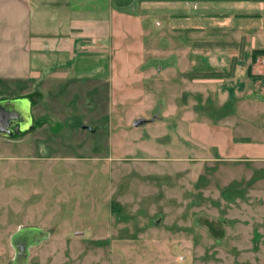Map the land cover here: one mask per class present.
I'll use <instances>...</instances> for the list:
<instances>
[{"label": "rangeland", "instance_id": "374dc122", "mask_svg": "<svg viewBox=\"0 0 264 264\" xmlns=\"http://www.w3.org/2000/svg\"><path fill=\"white\" fill-rule=\"evenodd\" d=\"M212 48L201 45L194 60L224 57L223 46ZM167 84L176 95L182 83ZM162 90L155 112L167 98ZM18 97L15 83L0 84V99ZM107 101L78 115L43 101L30 129L0 135V264H11L10 237L23 226L49 232L28 264H264L261 162L224 158L241 148L227 153L219 143L229 115L199 112L178 124L149 104ZM138 116L169 121L134 126ZM243 116L255 119L232 115L238 135Z\"/></svg>", "mask_w": 264, "mask_h": 264}, {"label": "crops", "instance_id": "0c3cea01", "mask_svg": "<svg viewBox=\"0 0 264 264\" xmlns=\"http://www.w3.org/2000/svg\"><path fill=\"white\" fill-rule=\"evenodd\" d=\"M205 44L214 52L223 46L224 57L194 60ZM185 49L191 61H182ZM263 61L264 0H0V84L15 83L19 97L35 98L32 123L35 107L38 116L45 113L43 101L78 115L92 102L102 107L106 95L118 107L149 104L156 115L176 114L170 118L178 124L199 112L229 115L219 143L227 153L241 148L224 158L261 162L260 179ZM170 82L182 83L176 95ZM162 89L167 98L155 112ZM234 114L255 119L243 116L238 135ZM163 121L168 117L144 119Z\"/></svg>", "mask_w": 264, "mask_h": 264}, {"label": "water", "instance_id": "95a60500", "mask_svg": "<svg viewBox=\"0 0 264 264\" xmlns=\"http://www.w3.org/2000/svg\"><path fill=\"white\" fill-rule=\"evenodd\" d=\"M30 100L26 97L0 99V135L12 136L15 127L19 131H26L32 127ZM144 122L138 118L133 125ZM49 232L37 226H23L18 228L10 238L15 253L11 264H28L30 247L39 245L46 240Z\"/></svg>", "mask_w": 264, "mask_h": 264}, {"label": "flooded vegetation", "instance_id": "af4514ba", "mask_svg": "<svg viewBox=\"0 0 264 264\" xmlns=\"http://www.w3.org/2000/svg\"><path fill=\"white\" fill-rule=\"evenodd\" d=\"M11 238V237H10ZM10 243H11V241H10ZM12 246V245H11ZM13 247V246H12ZM31 248V247H30ZM14 249V248H13ZM29 251H30V249H29ZM14 253H15V250H14Z\"/></svg>", "mask_w": 264, "mask_h": 264}, {"label": "built area", "instance_id": "2783aa9c", "mask_svg": "<svg viewBox=\"0 0 264 264\" xmlns=\"http://www.w3.org/2000/svg\"><path fill=\"white\" fill-rule=\"evenodd\" d=\"M264 62V61H263Z\"/></svg>", "mask_w": 264, "mask_h": 264}]
</instances>
